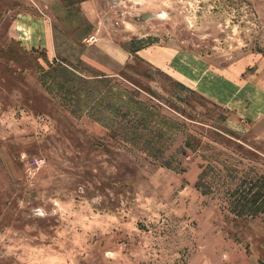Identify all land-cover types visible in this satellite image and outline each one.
I'll return each mask as SVG.
<instances>
[{"label": "rangeland", "instance_id": "rangeland-1", "mask_svg": "<svg viewBox=\"0 0 264 264\" xmlns=\"http://www.w3.org/2000/svg\"><path fill=\"white\" fill-rule=\"evenodd\" d=\"M259 192L264 0H0V264H264Z\"/></svg>", "mask_w": 264, "mask_h": 264}, {"label": "trees", "instance_id": "trees-1", "mask_svg": "<svg viewBox=\"0 0 264 264\" xmlns=\"http://www.w3.org/2000/svg\"><path fill=\"white\" fill-rule=\"evenodd\" d=\"M262 192V191H261ZM261 192H259L256 196H255V194H252V200H251V202H256V197L258 196L259 198H260V200H261V205H262V207L260 206L258 209H259V211H264V192L263 193H261ZM245 199H247V198H245ZM258 201V200H257Z\"/></svg>", "mask_w": 264, "mask_h": 264}]
</instances>
